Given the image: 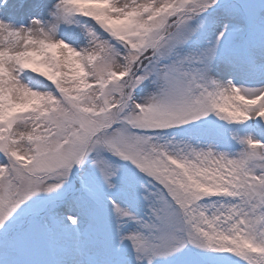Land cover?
<instances>
[{"label": "snow or ice", "instance_id": "1", "mask_svg": "<svg viewBox=\"0 0 264 264\" xmlns=\"http://www.w3.org/2000/svg\"><path fill=\"white\" fill-rule=\"evenodd\" d=\"M0 264H264V0H0Z\"/></svg>", "mask_w": 264, "mask_h": 264}]
</instances>
